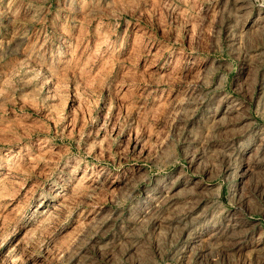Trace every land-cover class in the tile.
Returning <instances> with one entry per match:
<instances>
[{
  "label": "rangeland",
  "instance_id": "374dc122",
  "mask_svg": "<svg viewBox=\"0 0 264 264\" xmlns=\"http://www.w3.org/2000/svg\"><path fill=\"white\" fill-rule=\"evenodd\" d=\"M0 264H264V0H0Z\"/></svg>",
  "mask_w": 264,
  "mask_h": 264
},
{
  "label": "bare ground",
  "instance_id": "6f19581e",
  "mask_svg": "<svg viewBox=\"0 0 264 264\" xmlns=\"http://www.w3.org/2000/svg\"><path fill=\"white\" fill-rule=\"evenodd\" d=\"M204 232V231H203Z\"/></svg>",
  "mask_w": 264,
  "mask_h": 264
}]
</instances>
